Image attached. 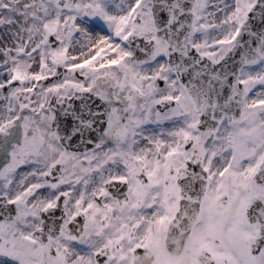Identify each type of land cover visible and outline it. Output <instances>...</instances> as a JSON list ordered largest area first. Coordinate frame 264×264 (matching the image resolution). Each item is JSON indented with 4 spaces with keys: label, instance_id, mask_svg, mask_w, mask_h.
<instances>
[{
    "label": "snow or ice",
    "instance_id": "6c2138e0",
    "mask_svg": "<svg viewBox=\"0 0 264 264\" xmlns=\"http://www.w3.org/2000/svg\"><path fill=\"white\" fill-rule=\"evenodd\" d=\"M221 209L207 264H264V0H0V264Z\"/></svg>",
    "mask_w": 264,
    "mask_h": 264
},
{
    "label": "flooded vegetation",
    "instance_id": "af4514ba",
    "mask_svg": "<svg viewBox=\"0 0 264 264\" xmlns=\"http://www.w3.org/2000/svg\"><path fill=\"white\" fill-rule=\"evenodd\" d=\"M200 214V227L194 229L181 249L172 251L169 246L167 247L169 227H154L150 233L140 235L144 247L129 256L128 264H207L204 251L200 246L201 239L211 235L214 230H219L228 212L226 209H221L212 215L201 211ZM214 243L219 248L225 246L227 240L218 238ZM180 244L181 239L178 242L175 241L176 247Z\"/></svg>",
    "mask_w": 264,
    "mask_h": 264
},
{
    "label": "water",
    "instance_id": "95a60500",
    "mask_svg": "<svg viewBox=\"0 0 264 264\" xmlns=\"http://www.w3.org/2000/svg\"><path fill=\"white\" fill-rule=\"evenodd\" d=\"M199 212H200L199 210H196V212L190 215L188 220L185 221V224H184L186 228L185 231L180 232V231H177L175 228L170 227L169 236H168L170 239V242H169L170 245L173 246L175 241L178 242L179 239H181V243H183L189 237V233L194 230L199 220V216H200Z\"/></svg>",
    "mask_w": 264,
    "mask_h": 264
},
{
    "label": "rangeland",
    "instance_id": "374dc122",
    "mask_svg": "<svg viewBox=\"0 0 264 264\" xmlns=\"http://www.w3.org/2000/svg\"><path fill=\"white\" fill-rule=\"evenodd\" d=\"M208 225H209V228H210V227H211V226H210V225H211V224H210V222H209V224H208Z\"/></svg>",
    "mask_w": 264,
    "mask_h": 264
}]
</instances>
